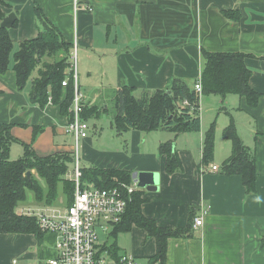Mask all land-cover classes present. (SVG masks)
<instances>
[{
  "label": "crops",
  "instance_id": "1",
  "mask_svg": "<svg viewBox=\"0 0 264 264\" xmlns=\"http://www.w3.org/2000/svg\"><path fill=\"white\" fill-rule=\"evenodd\" d=\"M2 1L10 6L6 16H17V26L8 29L13 53L43 29L36 5L73 45L71 53L76 44L78 87L85 107L100 111L98 103L106 93L113 110L117 91L124 85L135 88L138 95L142 90H167L175 79L195 86L204 70V52L250 55L245 65L252 72L250 86L261 96L256 106L240 96H202V130L178 135L166 130L118 135L112 116L106 136L103 128H92L90 119L89 136L76 143L68 132L71 118L59 105L31 101L34 77L24 88L18 87L12 54L9 70L0 74V123L11 124V134L19 142L11 146L12 160L23 156L21 144L40 157L73 154L68 175L72 180L75 156L81 167L156 174L158 191L137 183L145 199L142 214L160 228L185 231L169 238L164 264H264V0ZM226 11H237L240 18L232 20ZM230 122L255 154L254 194L246 193L242 176L222 170L232 156V143L223 135ZM212 123L217 127L214 157L205 163L204 136ZM167 142L173 143L181 159V172L166 171L167 157L160 154V147ZM202 214L203 225L195 227L194 219ZM57 240L52 232L45 233L42 243L32 234H0V264H41L56 256ZM12 242L14 254L7 251ZM117 242L119 256L132 255L138 264H160L151 263L157 244L146 230L133 226L119 234Z\"/></svg>",
  "mask_w": 264,
  "mask_h": 264
},
{
  "label": "trees",
  "instance_id": "2",
  "mask_svg": "<svg viewBox=\"0 0 264 264\" xmlns=\"http://www.w3.org/2000/svg\"><path fill=\"white\" fill-rule=\"evenodd\" d=\"M0 3L10 7L4 1ZM36 16L43 29L34 40H26L19 44V50L13 53L14 44L9 37L8 29L1 27L6 14L0 10V74H5L10 68V60L14 57V72L19 88H24L33 74L38 71L43 58L54 62L48 63L46 70H39L38 77L32 80L30 99L33 103L45 106L50 100L60 106L61 112L70 114L74 100V81L71 71V50L73 45L65 41L57 27L52 25L39 6L35 7ZM226 16L232 20L240 18L237 11H226ZM17 26V21L13 27ZM204 67L200 79L203 85L202 95L190 87L185 81L175 79L167 90H142L137 94L135 88L122 86L118 89L113 108V123L118 135L132 130L145 133L166 130L175 134L200 132L202 96L228 95L245 97L250 106H256L261 98L251 86L249 79L251 71L245 65V59L250 55L244 53H211L204 52ZM62 55V57H60ZM68 80L67 86L63 82ZM105 111H107L105 109ZM101 111L97 107H85L83 118L100 119ZM11 124L0 123V234H32L42 243L45 232L41 231L34 216L17 212V209L28 201V192H32L38 205H54L60 191L66 198V207L74 200L76 185L68 178L70 167L74 163L73 154H55L40 157L25 144L23 156L18 160L10 158L11 146L18 141L11 134ZM216 125L212 123L204 136L203 156L205 163L213 159L215 148ZM224 138L232 143V156L222 167L227 175H240L247 194L257 190V169L255 154L244 144L236 131V126L230 122L223 131ZM19 143V142H18ZM160 154L166 155V171L169 174L181 172L183 165L173 143L161 145ZM35 170L38 178L28 172ZM81 182L94 184L98 188H114L120 183L127 185L133 182V173L124 170L101 169L96 166L81 167ZM145 199L140 190L131 195L126 213L120 223L113 227L102 251H107L118 258V236L131 231L133 226L147 231L149 237L156 240L157 252L151 263L164 264L167 257L168 240L180 237L185 232L182 229H166L157 226L154 220L146 218L141 211ZM264 245V239H263Z\"/></svg>",
  "mask_w": 264,
  "mask_h": 264
},
{
  "label": "built area",
  "instance_id": "3",
  "mask_svg": "<svg viewBox=\"0 0 264 264\" xmlns=\"http://www.w3.org/2000/svg\"><path fill=\"white\" fill-rule=\"evenodd\" d=\"M92 11V9H89ZM71 71L74 81V100L70 108V124L68 132L76 140L85 139L89 136V125L83 118L85 109L84 96L78 87L77 78V47L71 53ZM68 80L63 82L67 86ZM195 89L202 95L203 85L201 81L195 83ZM212 170L217 171L213 166ZM81 166L78 156H75L74 182L76 185L74 200L69 207H65L64 214L53 217L44 212L35 213L28 211L27 214L34 216L41 231L56 233V256L41 264H138L136 259L129 254H122L114 258L107 251H102L100 239L104 233L121 222L131 195L138 190L137 182L122 184L114 188H98L93 184L81 182ZM203 214L194 219V226L203 225ZM16 263V261L14 262Z\"/></svg>",
  "mask_w": 264,
  "mask_h": 264
},
{
  "label": "rangeland",
  "instance_id": "4",
  "mask_svg": "<svg viewBox=\"0 0 264 264\" xmlns=\"http://www.w3.org/2000/svg\"><path fill=\"white\" fill-rule=\"evenodd\" d=\"M6 8H7V6H5L4 4L0 3V10L3 13H5V9ZM15 51H18V50L16 49ZM60 57H62V55ZM46 59L47 58H43L44 63H46ZM47 61H48V63H53L54 62L51 59H47ZM70 62H71V59H70ZM44 63H40V65L38 67L39 69H38L37 72H35L33 74V77H38L39 70H41V71H43V70L45 71L46 70V64L44 65ZM81 93H83V92H81ZM110 99H111V97L109 96L108 93H106L104 95V97L102 98V100H100L99 103H98V105H100V107H101V116L103 115L102 118L99 119V120L94 119V120H92L90 122L92 128H94L95 126H97L99 129L103 128V131L106 134V136L110 133V121L112 120V116H113L112 104H111ZM104 107L107 108V111H106L105 114H104V111H103V108ZM71 171H72V167H71ZM31 174L33 175L34 178H36V179L38 178V175H37V173H36L35 170H32L31 171ZM122 184L123 183H120L119 186H122ZM66 204H68V203L66 202V198L63 196L62 191H60V194L58 196V199L56 200V202L54 203V205H50V206L49 205L48 206L38 205L35 202V200H34L33 193L32 192H28V201L26 203L22 204L17 209V212H20V213L21 212L28 213V211H34L35 213L44 212L48 216L56 217V216H59V215H62V214L65 213V211H66V208L65 207L67 206ZM111 231H112V229L110 230V232ZM108 237H109V233L108 232L107 233H104V236H102V238L100 239V244L104 245L107 242ZM122 240L125 241V242L128 241L125 238H123ZM46 246L48 248H52L53 247V245L50 242H46ZM15 250L16 249L14 248L13 242L12 243H9L8 246H7V251L8 252H11L12 254H14L15 253Z\"/></svg>",
  "mask_w": 264,
  "mask_h": 264
},
{
  "label": "water",
  "instance_id": "5",
  "mask_svg": "<svg viewBox=\"0 0 264 264\" xmlns=\"http://www.w3.org/2000/svg\"><path fill=\"white\" fill-rule=\"evenodd\" d=\"M17 21V16L15 13H10L1 22V27L3 29H11L15 22ZM30 178L31 172L27 173ZM133 179L138 183L140 188H146L148 191H158V176L151 173H134Z\"/></svg>",
  "mask_w": 264,
  "mask_h": 264
}]
</instances>
